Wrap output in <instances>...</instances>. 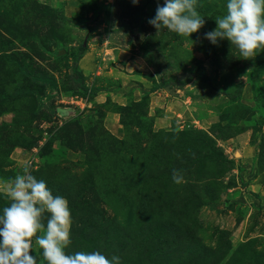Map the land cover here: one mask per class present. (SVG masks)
Wrapping results in <instances>:
<instances>
[{
  "label": "rangeland",
  "instance_id": "374dc122",
  "mask_svg": "<svg viewBox=\"0 0 264 264\" xmlns=\"http://www.w3.org/2000/svg\"><path fill=\"white\" fill-rule=\"evenodd\" d=\"M158 4L0 0V207L31 160L68 201L67 252L264 264V49L245 59L205 38L226 0H198L189 37L148 23Z\"/></svg>",
  "mask_w": 264,
  "mask_h": 264
},
{
  "label": "clouds",
  "instance_id": "9594fccd",
  "mask_svg": "<svg viewBox=\"0 0 264 264\" xmlns=\"http://www.w3.org/2000/svg\"><path fill=\"white\" fill-rule=\"evenodd\" d=\"M139 0H132L137 4ZM198 0H163L148 20L157 31L167 29L189 37L205 23L197 10ZM226 12L215 17L216 27L204 33L212 44L227 39L240 58H251L264 49V0H226ZM32 161L25 160L21 171L6 181L2 192L10 203L0 207V264H37L30 255L32 238L42 250L46 264H121L118 255L106 256L98 250L67 252L71 241V210L67 199L53 195L46 181L31 173ZM179 170L172 180L179 183ZM47 213L46 223H42ZM42 234L37 235L38 231Z\"/></svg>",
  "mask_w": 264,
  "mask_h": 264
},
{
  "label": "trees",
  "instance_id": "16d2710c",
  "mask_svg": "<svg viewBox=\"0 0 264 264\" xmlns=\"http://www.w3.org/2000/svg\"><path fill=\"white\" fill-rule=\"evenodd\" d=\"M73 22L75 25L80 26L82 25V21L80 20L79 17H73ZM87 48V45H81L79 46V48L77 49L76 53L73 54V71L74 74L76 76V80L82 84L83 83V72L81 69H79L78 67V62L80 60V58L82 57L85 49Z\"/></svg>",
  "mask_w": 264,
  "mask_h": 264
},
{
  "label": "crops",
  "instance_id": "0c3cea01",
  "mask_svg": "<svg viewBox=\"0 0 264 264\" xmlns=\"http://www.w3.org/2000/svg\"><path fill=\"white\" fill-rule=\"evenodd\" d=\"M83 60V58L80 60V61H82ZM89 62V58L87 57L86 59H85V62L84 63H88Z\"/></svg>",
  "mask_w": 264,
  "mask_h": 264
}]
</instances>
